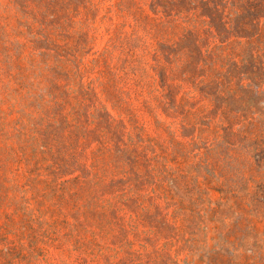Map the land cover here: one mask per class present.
<instances>
[{
  "label": "rangeland",
  "instance_id": "obj_1",
  "mask_svg": "<svg viewBox=\"0 0 264 264\" xmlns=\"http://www.w3.org/2000/svg\"><path fill=\"white\" fill-rule=\"evenodd\" d=\"M0 264H264V0H0Z\"/></svg>",
  "mask_w": 264,
  "mask_h": 264
}]
</instances>
